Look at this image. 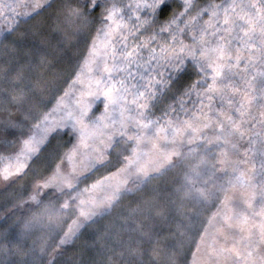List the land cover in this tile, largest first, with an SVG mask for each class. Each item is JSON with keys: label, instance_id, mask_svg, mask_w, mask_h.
<instances>
[{"label": "snow or ice", "instance_id": "snow-or-ice-1", "mask_svg": "<svg viewBox=\"0 0 264 264\" xmlns=\"http://www.w3.org/2000/svg\"><path fill=\"white\" fill-rule=\"evenodd\" d=\"M52 7L50 0H0L5 39L20 17ZM62 7L64 39L78 36L80 47L67 87L31 115L18 147L0 153V180L14 182L46 162L50 174L35 180L29 199L39 203L43 189L62 195L24 227L67 218L59 248L112 202L130 172L146 176L180 157L188 161L184 195L215 205L192 239L200 253L193 264H264V0ZM2 71L7 85L10 69ZM24 94L19 87L16 98ZM16 135L6 127L5 142ZM146 157L153 160L147 167ZM100 168L108 174L82 187ZM105 187L111 191L101 196Z\"/></svg>", "mask_w": 264, "mask_h": 264}, {"label": "trees", "instance_id": "trees-1", "mask_svg": "<svg viewBox=\"0 0 264 264\" xmlns=\"http://www.w3.org/2000/svg\"><path fill=\"white\" fill-rule=\"evenodd\" d=\"M50 2L53 7L41 15L31 20L20 17L19 27L7 39L4 37L6 29L0 28V62L10 59L4 69L13 68L17 75L19 68L22 79L28 83H31L28 74H36L38 82L46 89L53 82L46 81L51 74L44 70L47 66L54 69L53 73L60 74L58 85L52 89L54 96L58 89L67 87L64 78L76 62L72 60L67 66L68 63H59L54 58L62 55L63 47H72L79 39L78 36L64 39L62 20L66 13L62 5L78 6L80 0ZM41 56L44 63H41ZM14 60L16 64L13 65ZM49 100L45 98L43 103L47 106ZM58 143L63 145L64 142L58 138ZM41 164L43 168L36 171ZM33 166L36 170L24 175L25 182L49 172L46 162ZM186 166L176 170L167 165L147 176L90 221H85L77 236L59 248L57 243L67 218L61 224H53L44 217L28 228L24 227V222L38 214L45 204L59 205L61 194L56 193L50 200L47 194L38 205L9 212L0 220V264H192V254L196 250L192 239L214 205L204 207L197 204L195 198L184 195ZM107 173L105 168L98 169L88 180L81 181L82 187ZM21 189L28 192L27 189L23 191L24 186Z\"/></svg>", "mask_w": 264, "mask_h": 264}, {"label": "rangeland", "instance_id": "rangeland-1", "mask_svg": "<svg viewBox=\"0 0 264 264\" xmlns=\"http://www.w3.org/2000/svg\"><path fill=\"white\" fill-rule=\"evenodd\" d=\"M78 39L76 40V43L73 44L72 47L65 46L63 47L64 50L61 52L63 55H59V57L56 55L54 60L58 61L59 63H68L67 66L71 63L70 61H75L78 55V52L80 50V47L77 43ZM67 50V51H66ZM8 57V56H7ZM10 60V59H9ZM8 58L2 59V62H0V70L4 69V67L8 66L9 63ZM70 62V63H69ZM74 63V62H73ZM16 64V60H14L13 65ZM13 68H10V74H9V81L10 83L5 85L2 82H0V153H3V151H11L13 148L19 146V140L21 139L20 133L21 131L26 132L28 130V127L31 123V115L43 111L46 107V104L43 103V101L47 99L51 100V97L53 96V88L58 85L57 79L59 78L60 74L53 73L50 67H46L44 71L47 72L48 75L51 74L47 78L46 81L53 82V84L46 89L43 85H41V82H38V76L36 74H28V76L31 78V83L26 82L23 79L16 80V73L15 71H12ZM40 73V72H39ZM62 74V73H61ZM67 73L63 74L66 75ZM3 77V71L0 72V79ZM24 87V96L22 98H16V91L19 87ZM30 86L34 87L31 88ZM6 127H15L17 130L16 137H8L7 142H5V129ZM7 155V153H4ZM115 158V157H113ZM146 167L148 164H152L153 160L151 158L146 157ZM177 162V163H176ZM115 163V159H114ZM173 163L175 165H173ZM188 164V161L180 158L175 157L172 160L171 164H167L170 166H173L174 168H177L176 170H179L178 168L184 167ZM34 165V164H33ZM44 164H41L39 168L36 170L35 166H32V170L39 171L41 170ZM165 165L164 167H166ZM117 167L119 165L117 164ZM163 167V168H164ZM162 168H151L149 169L148 175L143 174H137L135 171L130 172L127 177L124 178V182L119 184V193L118 195L112 200L110 204H113V202L116 201L117 197L127 190L132 189L133 187L137 186L142 180H144L147 176L151 175L152 173L158 172ZM184 173V172H183ZM50 172H47L46 175H49ZM108 174V173H107ZM106 174V175H107ZM44 175V176H46ZM185 175V173H184ZM24 175L20 177L19 179H15L14 182H6L3 180H0V220L7 216V214L15 209L22 210L25 206H34L38 205L37 202L31 201L29 197L32 195L34 190V184H35V178H32L30 182H25ZM119 179V178H117ZM184 179V177H183ZM185 180V179H184ZM24 186V189H27L28 192H22L21 187ZM115 186V182L113 184ZM21 190V191H20ZM111 191L110 187H105V189L100 193L101 196L107 194ZM43 192H47V199L50 200L54 197V195L60 194L56 192L55 190H49V189H43ZM38 195L42 196V193H38ZM193 198L195 196L193 195ZM193 200V199H192ZM105 204L101 211L106 209L108 205ZM214 205L213 202H209L205 204L204 207L212 206ZM215 211V205L213 206V209L211 212ZM211 212L209 214H211ZM208 214V215H209ZM196 252V250L194 251ZM193 252V253H194ZM193 255V254H192ZM200 253L196 252V256L199 257ZM192 260L194 261V256H192ZM193 264V263H192Z\"/></svg>", "mask_w": 264, "mask_h": 264}]
</instances>
